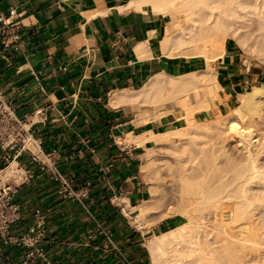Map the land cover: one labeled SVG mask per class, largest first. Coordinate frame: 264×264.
I'll return each instance as SVG.
<instances>
[{
	"label": "crops",
	"instance_id": "obj_1",
	"mask_svg": "<svg viewBox=\"0 0 264 264\" xmlns=\"http://www.w3.org/2000/svg\"><path fill=\"white\" fill-rule=\"evenodd\" d=\"M152 6L151 0H0L6 23L0 21V90L30 128L38 150L40 143L44 153H51L48 159L40 155L50 167L25 152L6 168L0 154V177H17L20 183L19 165L33 170L32 180L15 196L23 212L20 222L26 231L34 207L46 212L45 234L38 245L56 264H151L145 235L153 232L151 238L180 222L169 216L146 231L131 222L137 212L131 208L151 195L144 167L155 141L126 140L128 133L175 131L180 108L172 103L155 107L111 102L158 74L180 77L208 66L200 54L163 53L172 16ZM228 38L214 68L229 93L227 101L235 106L238 94L264 83V66L246 64L238 43ZM197 94L204 92L192 91L191 97ZM144 112L150 116L146 122L141 121ZM175 137L170 134L169 140L175 142ZM14 163L22 172L6 177ZM62 180L70 181L76 196L63 192ZM90 213L111 231V241Z\"/></svg>",
	"mask_w": 264,
	"mask_h": 264
},
{
	"label": "bare ground",
	"instance_id": "obj_2",
	"mask_svg": "<svg viewBox=\"0 0 264 264\" xmlns=\"http://www.w3.org/2000/svg\"><path fill=\"white\" fill-rule=\"evenodd\" d=\"M151 1L156 11L172 16L164 37L163 53L171 56L200 54L208 63L205 70L180 77L158 74L141 89H128L111 100L114 105L128 102L156 107L172 103L181 110L180 125L175 131L158 135L150 131L139 136L128 133L126 139L138 144L150 139L155 141L146 152L150 161L144 167L149 180L154 181L149 188L151 195L131 208L138 212L139 227H136H144L146 220L158 213L165 199L176 200L178 206L167 210L161 220L176 214L187 217L185 223L147 239L151 264H264V186L260 187L261 194L258 184L263 183L262 170L260 172L254 164L255 158L250 152L253 138L250 139L246 130L233 129L241 137L244 151L246 148L252 156H249L250 163L237 170L236 179L231 181V171L230 177L219 160L220 155L227 152L223 149L224 129L222 133L219 124L211 126L197 116L204 108L219 104L217 100L221 104L227 100L225 89L216 79L214 62L224 53L228 37L238 40L254 58L264 60V0ZM199 89L204 95L197 94L193 99L191 92H199ZM238 97L240 102L234 113L241 120L254 123L255 118L263 116L264 83L256 84ZM149 118L144 112L141 121ZM170 134L176 135L178 141L171 142ZM33 141L27 140L25 147L37 152ZM216 145L219 149H215ZM263 148L264 143L258 152ZM11 160L4 168L10 166ZM232 162L231 166L235 160ZM21 172L14 163L5 176ZM23 173L24 170L18 176L19 182ZM15 178L0 177V180L4 183L13 179L17 183ZM209 223L212 227L207 226Z\"/></svg>",
	"mask_w": 264,
	"mask_h": 264
},
{
	"label": "built area",
	"instance_id": "obj_3",
	"mask_svg": "<svg viewBox=\"0 0 264 264\" xmlns=\"http://www.w3.org/2000/svg\"><path fill=\"white\" fill-rule=\"evenodd\" d=\"M0 21L5 25V21L0 16ZM37 141L30 131L29 127L22 118L16 113L14 103L9 100L0 90V150L3 151V159L7 163L12 158L20 157L23 153L28 152L33 161L40 165H47V161L40 157L42 154L46 159L51 153H44L40 143L37 152L25 147L27 140ZM38 142V141H37ZM24 173L21 176V182L18 184L13 179L4 183L0 180V239L5 245H15L18 247H27L23 261L13 259L3 253L0 246V260L6 264H36L41 261L43 264H56L47 258L44 246L38 245L45 234L46 212L39 206L32 210V223L26 231L18 234L10 233L11 225L23 218L22 207L15 201V196L22 184L30 182L34 177V172L27 166L21 165ZM50 167V166H48ZM69 180H62V190L69 196H76V192L71 188ZM88 187V185H86ZM88 191H86V194ZM122 212H125L124 206H120ZM91 214V213H90ZM92 218L100 226L96 217L91 214ZM209 221L208 219H206ZM100 230L111 241V231L100 226Z\"/></svg>",
	"mask_w": 264,
	"mask_h": 264
},
{
	"label": "rangeland",
	"instance_id": "obj_4",
	"mask_svg": "<svg viewBox=\"0 0 264 264\" xmlns=\"http://www.w3.org/2000/svg\"><path fill=\"white\" fill-rule=\"evenodd\" d=\"M228 41H234L235 43L236 42L239 43L238 40H236V39L233 40L232 38H228ZM237 45H238L240 52L242 54V59L246 64L259 63V64L264 66V60H260L257 57L254 58L252 55L248 54L241 47L240 44H237ZM255 85L256 84H254L253 86H255ZM225 94H226V98H227L229 93L225 92ZM221 105H222V107L219 104H216V105H213L211 107L204 108L199 115L197 114V116H199V120H206L207 123L210 124L211 126L218 127L217 125L219 124L218 128L220 129V126H221L222 133H223V129H224V133L222 134V136L225 138V139L223 138L224 139L223 149L225 151L227 150V152L230 155H228V157H227V152H225V155H220V157H219V160L221 162L220 166H222V168H224L227 171L228 176L231 177V175H232L231 181H233L234 179H236L235 173L237 175V173H238L237 170H239L243 165L245 167L247 164H249L250 160H251V157L249 160V156L253 155V158H255L254 164L257 166V168L259 169L260 172L262 170L263 178L261 180H263V183H264V175H263V173H264V170H263L264 169V152L262 151L264 148L258 152V150L261 148V145L264 143V138H263L264 137V110H263V116L261 118H255V121L253 123V122H249L248 120L247 121L243 120V119L241 120L240 117L234 113L236 105L233 106V105L229 104V102L227 100H225V102ZM215 123H216V126H215ZM221 124H223V126ZM252 124H254V125L252 126ZM176 125H177V123L176 124H168L167 128H173ZM234 128L246 130L248 132V136L250 137V139L253 138V144H252V147H250V152L252 153V155L250 152H248V150L246 148L244 151V149H243L244 146L242 145L241 137L239 136V134H237L233 130ZM174 139L178 141V139L176 137ZM216 146H214L215 149H219V145H216ZM251 149H252V151H251ZM253 152H255L254 153L255 156H254ZM0 154L1 155L3 154L2 150H0ZM165 156H168L169 159H171V156H169V154L165 153ZM221 156H223V158H221ZM229 157H231V158H229ZM237 158H238V160H237ZM246 158L248 159V161H246ZM229 159L231 160L230 163L228 162ZM21 160L23 162H27L26 157H22ZM234 160H235V164L233 166H231V163H234V162H232ZM149 161L150 160L148 159V162ZM244 161L247 163H245ZM226 162L228 163V165ZM222 163H223V165H222ZM224 165H225V167H223ZM235 168H237L236 172L234 171ZM230 171H231V175H230ZM232 171H234V174ZM147 178H148V176H147ZM147 182H148V186L151 188V186H152L151 183L153 184L154 181L151 179L149 180V178H148ZM263 183H262V181H260V184H258L259 189H260V187L264 186ZM263 189H264V187H263ZM261 190H262V188L260 189V191ZM261 194H263V190H262ZM174 206L175 207L178 206V202H176V200H174V199L163 200L161 206L158 209L159 210L158 213H156L155 216L150 217L152 219L148 218L146 220L145 226H144L145 229H143V230L144 231H146L148 229L151 230L153 227H156V225H158V223H160V220L163 217V214L165 215V212L167 213L171 207L175 208ZM137 214H138V212L135 211L134 214H131V217L130 216L129 217L131 219V222L134 225H136L137 227H139L138 226L139 222H136V219H137L136 215ZM174 217L179 218V220H180V222L177 223V225L180 223H185L187 221V217H184L181 214H176V215H174ZM154 218H155V221H154ZM92 221L95 222L93 219H92ZM142 221L144 223V220H142ZM156 221H157V223H156ZM171 223H173V222H171ZM263 223H264V221H263ZM207 226L212 227V224L209 223V224H207ZM23 231L24 230L22 229V223L20 221L14 222L10 227V233H13V234L22 233ZM152 234H153V232L147 233L145 235V238L148 239ZM0 246L2 247L4 254L10 255L13 259H16V260H22L23 259L24 254H25L24 250L19 252L18 251L19 249L15 245L3 244L2 239H0ZM36 264H39V262Z\"/></svg>",
	"mask_w": 264,
	"mask_h": 264
},
{
	"label": "trees",
	"instance_id": "obj_5",
	"mask_svg": "<svg viewBox=\"0 0 264 264\" xmlns=\"http://www.w3.org/2000/svg\"><path fill=\"white\" fill-rule=\"evenodd\" d=\"M173 228V227H170V229ZM164 232V231H163ZM162 233V232H161Z\"/></svg>",
	"mask_w": 264,
	"mask_h": 264
}]
</instances>
